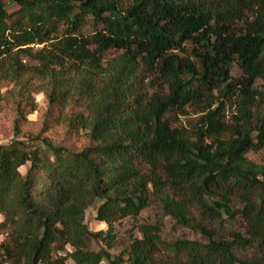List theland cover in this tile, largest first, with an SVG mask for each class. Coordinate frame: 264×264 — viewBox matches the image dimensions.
<instances>
[{
    "label": "trees",
    "instance_id": "obj_1",
    "mask_svg": "<svg viewBox=\"0 0 264 264\" xmlns=\"http://www.w3.org/2000/svg\"><path fill=\"white\" fill-rule=\"evenodd\" d=\"M16 1L10 11L0 0V55L12 57L17 95L30 112L33 92L70 106L66 131L86 143L73 150L40 134L0 143V264H264V157L247 156L264 149V110H253L264 94V0ZM190 108L200 113L193 128L179 122ZM233 189L243 207L231 204ZM153 195L164 216L208 241L166 243L160 219L137 224L127 259L112 258L115 222L138 218ZM91 206L107 230L90 229ZM194 207L246 233L219 235ZM93 238L107 248L92 249Z\"/></svg>",
    "mask_w": 264,
    "mask_h": 264
},
{
    "label": "rangeland",
    "instance_id": "obj_2",
    "mask_svg": "<svg viewBox=\"0 0 264 264\" xmlns=\"http://www.w3.org/2000/svg\"><path fill=\"white\" fill-rule=\"evenodd\" d=\"M10 11L19 8L18 2L16 0H3ZM85 33L91 32V27L87 26L84 29ZM35 49L42 47V45L32 44ZM186 56L191 59L192 51L191 44H187ZM120 52L109 51L107 53V59H112ZM22 63L30 66L31 64H36V61L31 60L27 56L22 57ZM12 72V57L8 55H0V143H9L12 139H24L28 140L30 137L36 136L37 134L42 135V137L47 138L55 143L67 146L73 150H79L86 143V138L82 134L83 131L70 130L66 131V124L64 117L71 112L70 106L67 105L65 110L59 109L56 106L50 104L49 98L44 92H33L32 98H34L37 104V110L30 112L28 106H25L24 100L17 95L16 90L22 87L21 80H14L11 76ZM232 74L235 77H239L242 74L241 69L237 64L233 65ZM27 79L31 78L32 81L36 78L31 77L30 74L24 75ZM256 86L259 90L264 91V83L262 80H258ZM257 101L255 102V107L253 110L255 112H262L264 110V94L257 95ZM227 119L230 120L232 116L237 114V102L236 97H233L227 102ZM79 109V108H78ZM200 113H195L192 108L189 109L186 115L179 116L180 124L193 128L198 122ZM19 119V120H18ZM18 120V121H17ZM18 127L16 128V124ZM34 144H40V141H35ZM248 158L255 162H260L264 157V149L252 150L248 153ZM25 170V168H23ZM257 202L260 200L258 195L260 193L259 187H254L249 191ZM231 204L237 208L243 207L245 205L242 199V194L237 189L231 191ZM219 197H215L218 199ZM193 213L196 215L198 221H202L207 228H215V231L219 235L225 236L228 239H232V233L241 232L245 234L244 225H241L239 220L232 221L228 219L223 213L221 220L209 219L208 216H203L199 208H193ZM3 219L2 214H0V222ZM162 219V237L163 240L168 242H174L178 239H191L198 240L200 242H207L208 238L205 234L200 231H195L184 225H180L176 220L168 215L164 216L161 208L160 202L153 195L151 197V202L148 207H146L138 218H133L131 216L119 219L115 222V232L117 233L116 242L113 248L110 249L112 258L122 257L127 259V251L131 244V235L135 234L140 236L141 233L138 231L137 224H155L157 221ZM86 222L90 229L93 231L107 230L108 225L104 222L96 219V206H91L86 215ZM5 235L0 233V243L4 239ZM92 249L99 250L101 248H107L106 244L100 238H93L90 242ZM256 251L252 248L244 250V255L253 257ZM70 264H73L69 260ZM104 264H107L105 262ZM123 264H129L124 262Z\"/></svg>",
    "mask_w": 264,
    "mask_h": 264
}]
</instances>
